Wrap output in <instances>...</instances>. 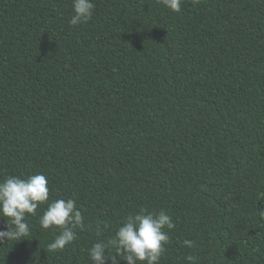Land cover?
I'll return each mask as SVG.
<instances>
[{
    "label": "trees",
    "instance_id": "1",
    "mask_svg": "<svg viewBox=\"0 0 264 264\" xmlns=\"http://www.w3.org/2000/svg\"><path fill=\"white\" fill-rule=\"evenodd\" d=\"M94 4L0 0V180L44 174L85 217L53 252L41 206L0 264H91L141 209L175 224L159 264H264V0Z\"/></svg>",
    "mask_w": 264,
    "mask_h": 264
},
{
    "label": "clouds",
    "instance_id": "2",
    "mask_svg": "<svg viewBox=\"0 0 264 264\" xmlns=\"http://www.w3.org/2000/svg\"><path fill=\"white\" fill-rule=\"evenodd\" d=\"M173 12H180L183 0H158ZM200 0H193L198 4ZM95 8L94 0H73L74 14L69 23L72 26L85 24L91 19ZM49 181L44 174L27 177L10 175L0 180V217L8 218L7 230H0V243L19 241L30 233L26 220L28 215L37 216V209L43 208L39 223L43 229L58 230V235L48 244L50 251H63L77 239V230L85 227V217L73 198L50 199ZM258 199H264L261 192ZM175 228L172 217L164 210L150 212L141 209L128 214L114 236L95 242L88 249L91 264H119L123 259L126 264H159L170 242L169 232ZM97 235L101 226L97 225ZM188 248H194L195 242L184 240ZM114 250V251H113ZM111 252V254H109ZM185 259L195 264L197 257L188 255Z\"/></svg>",
    "mask_w": 264,
    "mask_h": 264
}]
</instances>
